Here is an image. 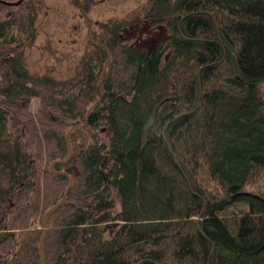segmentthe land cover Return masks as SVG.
<instances>
[{
    "label": "trees",
    "instance_id": "16d2710c",
    "mask_svg": "<svg viewBox=\"0 0 264 264\" xmlns=\"http://www.w3.org/2000/svg\"><path fill=\"white\" fill-rule=\"evenodd\" d=\"M36 2L0 3V264H264V0H148L68 81L27 68Z\"/></svg>",
    "mask_w": 264,
    "mask_h": 264
},
{
    "label": "rangeland",
    "instance_id": "374dc122",
    "mask_svg": "<svg viewBox=\"0 0 264 264\" xmlns=\"http://www.w3.org/2000/svg\"><path fill=\"white\" fill-rule=\"evenodd\" d=\"M36 4L38 37L33 46L24 51L27 68L31 73L51 70L56 79L68 81L74 76L79 59L92 48L88 38L89 23L92 29L100 32L101 23L142 18L149 3L148 0L99 1L88 17L89 22L72 0H40ZM14 11L17 12L16 9H1L0 20L8 19ZM141 20L123 32L122 40L149 51L169 35V30L154 28ZM32 104V111H37L39 102L35 100Z\"/></svg>",
    "mask_w": 264,
    "mask_h": 264
},
{
    "label": "water",
    "instance_id": "95a60500",
    "mask_svg": "<svg viewBox=\"0 0 264 264\" xmlns=\"http://www.w3.org/2000/svg\"><path fill=\"white\" fill-rule=\"evenodd\" d=\"M22 1V0H21ZM21 1H19L18 3H10V2H5V1H1L0 0V3H2V4H4V5H6V6H17V5H19L20 3H21ZM89 30L91 29V24L89 23ZM91 111V110H90ZM85 126V125H84ZM74 128L75 127H73L71 130H70V132L68 133L69 135H68V140H69V138H70V133L74 130ZM71 183H70V186L68 187V189H67V191H66V194H65V196H64V198H63V200H62V202H60L57 206H55L54 208H52V210H50L49 212H48V214H47V216L51 213V212H53L55 209H57L62 203H63V201L65 200V198H66V195L68 194V192H69V190H70V188H72L71 187Z\"/></svg>",
    "mask_w": 264,
    "mask_h": 264
}]
</instances>
